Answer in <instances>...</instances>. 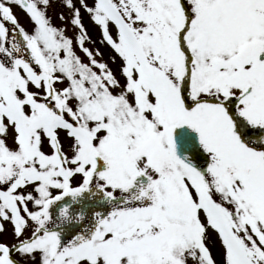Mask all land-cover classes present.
Returning <instances> with one entry per match:
<instances>
[{
    "label": "snow or ice",
    "instance_id": "snow-or-ice-1",
    "mask_svg": "<svg viewBox=\"0 0 264 264\" xmlns=\"http://www.w3.org/2000/svg\"><path fill=\"white\" fill-rule=\"evenodd\" d=\"M0 264H264V0H0Z\"/></svg>",
    "mask_w": 264,
    "mask_h": 264
},
{
    "label": "rangeland",
    "instance_id": "rangeland-1",
    "mask_svg": "<svg viewBox=\"0 0 264 264\" xmlns=\"http://www.w3.org/2000/svg\"><path fill=\"white\" fill-rule=\"evenodd\" d=\"M21 21L24 22V17L22 14H20Z\"/></svg>",
    "mask_w": 264,
    "mask_h": 264
}]
</instances>
